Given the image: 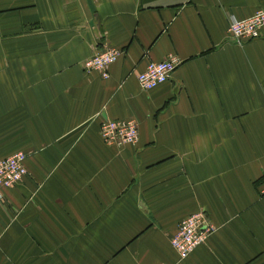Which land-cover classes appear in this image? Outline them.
I'll list each match as a JSON object with an SVG mask.
<instances>
[{
    "label": "crops",
    "instance_id": "1",
    "mask_svg": "<svg viewBox=\"0 0 264 264\" xmlns=\"http://www.w3.org/2000/svg\"><path fill=\"white\" fill-rule=\"evenodd\" d=\"M0 0V160L27 175L0 201V264H264V33L231 19L264 0ZM124 55L109 77L82 63ZM179 60L144 92L150 61ZM106 120L138 139L105 144ZM215 228L179 261L178 223Z\"/></svg>",
    "mask_w": 264,
    "mask_h": 264
},
{
    "label": "built area",
    "instance_id": "2",
    "mask_svg": "<svg viewBox=\"0 0 264 264\" xmlns=\"http://www.w3.org/2000/svg\"><path fill=\"white\" fill-rule=\"evenodd\" d=\"M263 33V9H258L241 20L231 19L227 28L228 39L237 45L262 39ZM123 55L124 52L120 49L104 47L83 61L81 67L85 73H96L102 79H107L110 65ZM178 65L179 60L176 57L148 62L144 70L137 75L139 89L148 92L166 83ZM99 135L107 145L134 144L138 139V128L135 122L129 120H106L100 124ZM26 159V154L18 152L0 160V201L3 199L5 189L21 182L27 175ZM214 230L211 222L201 211L182 219L170 239V246L177 259L179 261L187 259L197 247L205 243Z\"/></svg>",
    "mask_w": 264,
    "mask_h": 264
},
{
    "label": "water",
    "instance_id": "3",
    "mask_svg": "<svg viewBox=\"0 0 264 264\" xmlns=\"http://www.w3.org/2000/svg\"><path fill=\"white\" fill-rule=\"evenodd\" d=\"M87 3H88V5H89V8L91 9V11H93L91 1H90V0H87Z\"/></svg>",
    "mask_w": 264,
    "mask_h": 264
},
{
    "label": "rangeland",
    "instance_id": "4",
    "mask_svg": "<svg viewBox=\"0 0 264 264\" xmlns=\"http://www.w3.org/2000/svg\"><path fill=\"white\" fill-rule=\"evenodd\" d=\"M106 144V143H105Z\"/></svg>",
    "mask_w": 264,
    "mask_h": 264
}]
</instances>
